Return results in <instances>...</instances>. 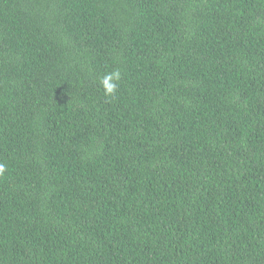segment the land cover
Wrapping results in <instances>:
<instances>
[{"label":"trees","instance_id":"16d2710c","mask_svg":"<svg viewBox=\"0 0 264 264\" xmlns=\"http://www.w3.org/2000/svg\"><path fill=\"white\" fill-rule=\"evenodd\" d=\"M0 164V264H264V0H0Z\"/></svg>","mask_w":264,"mask_h":264},{"label":"clouds","instance_id":"9594fccd","mask_svg":"<svg viewBox=\"0 0 264 264\" xmlns=\"http://www.w3.org/2000/svg\"><path fill=\"white\" fill-rule=\"evenodd\" d=\"M120 80V71L118 69L113 72L107 74L100 81L101 85L105 89L106 95H114L118 88V81ZM5 171V165L0 164V175H2Z\"/></svg>","mask_w":264,"mask_h":264}]
</instances>
